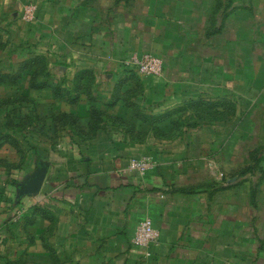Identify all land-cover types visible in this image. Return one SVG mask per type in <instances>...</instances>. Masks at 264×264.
I'll list each match as a JSON object with an SVG mask.
<instances>
[{"label": "crops", "instance_id": "obj_1", "mask_svg": "<svg viewBox=\"0 0 264 264\" xmlns=\"http://www.w3.org/2000/svg\"><path fill=\"white\" fill-rule=\"evenodd\" d=\"M117 3V0L84 1L89 6L87 12L93 16L84 37L87 59L81 70L97 68L91 79L94 86L89 93L81 94V108H86L85 111L68 108L58 113L76 115L81 133L96 131V134L83 144L64 139L62 148L50 151L47 160L41 158L43 152L34 150V169L18 183L12 182L14 197L0 204V250L14 244L8 255L0 251V264L7 261L34 264L31 259L39 254L29 250L37 246H41L50 264H62L63 258L104 257L105 253H101L104 248L92 251L90 245L110 243V237L116 235L128 247L125 237L130 235L133 239L138 224L146 217L152 219L160 233L159 242L148 249V258L157 264L190 262L207 245L209 251L224 250L225 259L230 260L232 255L227 254L237 255L234 244L238 250L250 251L248 244L257 239H260V264H264V222L260 220L259 227L255 224L250 229V222L239 219L243 217L239 204L216 202L218 191L214 190H220L219 186L216 189L211 185L193 186V167L183 169L186 163L182 164V159L188 160L184 155L193 141L184 140L179 133L173 134L179 128L174 122L178 113L173 111L185 106L191 98L199 97L192 94L196 83L194 71L204 74L212 67H225L226 61L215 60L211 67L212 61L206 57L205 62L202 60L200 53L211 50L212 37L207 32L199 34L194 18L185 17L187 4L150 3L139 11L130 2H123V7ZM146 53L162 58V77H139L124 72L133 71L126 63L131 55ZM90 97L95 101L91 102ZM94 108L98 120L93 128ZM138 108L142 115L164 117V122L141 120L136 115ZM46 120L55 129L51 115ZM183 130L182 127L181 133ZM6 150L16 152L8 145L0 148V152ZM145 157L155 163L150 172L141 176L129 169L130 160ZM4 158L0 155L1 168L14 166ZM42 162L49 164L50 177L47 173L41 192L19 197L18 186ZM185 170H188L186 175ZM184 190L194 192L184 193ZM225 190L228 189L221 191ZM25 200L35 203L17 219L23 215L24 218L15 222L14 213ZM35 206L47 209L48 216L42 211L34 212ZM233 220L243 223L239 232L233 230ZM210 237L214 238L213 246L206 244ZM218 239L220 242H215ZM142 255L145 256L144 251Z\"/></svg>", "mask_w": 264, "mask_h": 264}, {"label": "rangeland", "instance_id": "obj_2", "mask_svg": "<svg viewBox=\"0 0 264 264\" xmlns=\"http://www.w3.org/2000/svg\"><path fill=\"white\" fill-rule=\"evenodd\" d=\"M84 1L0 0V73L16 74L24 61L40 56L46 61L43 64H47L42 70L49 74L53 85L73 87L76 74L81 71L82 64H86L87 50L84 37L93 16V13L87 12L86 8L89 6L84 4ZM117 1L120 4L117 6L123 7V2H130L131 5L135 4L138 10L150 3L154 5L185 3L188 5L185 17L194 18L195 28L199 34L213 33L210 35L211 50L208 53H200L202 60L205 62L208 58L212 61L210 63L212 67L215 60L219 62L222 59L226 61V66L212 67L204 74L194 71L196 83L192 94L199 96L194 98L195 100L217 102L226 99L236 108L235 115L224 116L220 112L224 110H208L202 107L193 110L185 106L186 109L177 114L179 128L173 134L179 133L184 140L193 141V146L188 144V153L184 155L188 160L182 159V164L186 163L183 169L193 167V186L211 185L215 189L219 186L220 190H214L218 191L214 197L216 202L239 204L243 214L239 219L250 222L248 225L250 229L256 227L255 224L259 227L260 220L264 222V0ZM95 69L87 71H91L95 76ZM132 70L124 72L128 75L141 76L135 69ZM33 75L32 70L26 69L22 71V79L19 82L0 84V133L14 131L21 140L26 136L34 150L44 153L41 158L46 160L50 151L62 148L61 142L65 143L64 139L71 138L73 142L77 140L81 144L88 142L90 139L88 136L93 135V131L74 134L69 126L53 129L49 121L43 118L48 119L51 115V122H55L58 117L53 120L52 114L58 115L68 108L83 112L86 108H81L83 105L81 101L71 105L50 94L51 90L40 92L30 89ZM88 81L86 80L85 85ZM78 114L81 119V113ZM97 120L98 117L92 120L93 128ZM57 123L60 125L59 120ZM187 123H190L189 127ZM182 127L184 130L181 133ZM34 150L26 151L21 148V152L10 150L0 152L7 162L14 165L6 166L5 170L0 167V204L8 197H14L15 185H12V182L18 183L34 169ZM200 152L203 154L197 158ZM256 152L260 153L258 168L255 172L243 175V171L252 165V157ZM187 171H183V174L186 175ZM233 179L236 181L232 184L226 183ZM190 185L192 186V183ZM223 189L228 190L221 191ZM40 199H43L42 196ZM255 202L257 206L253 205ZM32 203L35 202L25 200L19 211L14 213L16 214L14 218L18 220L22 211ZM240 220H233V230L240 231L239 228L243 225ZM110 238V243L90 245L92 251L104 248L105 250L101 252L105 253L104 257L77 260L63 258L62 264H157L156 261L142 255V251L133 245L130 235L125 237L128 247L122 244L121 240L118 241L116 235ZM213 241L214 238L210 237L206 244L213 246L211 243ZM215 242L219 243L220 240ZM233 246L237 255L233 256L234 252L227 254L232 255L230 260L225 259L224 250L209 251L210 246L207 245L200 249L198 258L189 257L190 262L176 264H260V239L248 244L247 248L250 251L244 248L238 250L235 244ZM13 247L14 244H8L0 251L8 255ZM23 247L25 244L21 248ZM117 248L119 249L116 251ZM29 252L39 254L35 259L34 257L31 259L34 264H50L41 246L31 248ZM90 253L88 251V254ZM66 255L69 256L68 253ZM169 263L171 262L165 261L161 264Z\"/></svg>", "mask_w": 264, "mask_h": 264}, {"label": "trees", "instance_id": "obj_3", "mask_svg": "<svg viewBox=\"0 0 264 264\" xmlns=\"http://www.w3.org/2000/svg\"><path fill=\"white\" fill-rule=\"evenodd\" d=\"M212 32H209L208 35H212ZM45 59L40 56H35L32 57L30 59H27L26 61H24L23 65H21L19 71H17L16 74H10V73H0V84L3 83H17L22 79V71L29 69L32 70L34 75L31 77V83H30V89L32 90H36V91H44V90H51L53 95L61 100H64L65 102H69V104L71 105H75L78 102H80V97L82 93H89L90 91V87H92V83H91V79L94 77L91 73V71H87V70H81L79 71L74 79V85L73 87H65L62 85H58L56 86V84H52L53 82H51V77H49V74H45L44 70V66L47 64H43L45 63ZM43 64V65H41ZM132 72V71H131ZM86 80H89L86 84ZM65 81V80H64ZM90 96V95H89ZM89 100L91 102L95 101L93 97H90ZM185 106L190 107L193 110L199 109V108H204V109H208V110H224V111H220L222 115L227 116L230 115L231 117H233L235 115L236 112V108L233 106L232 102H229L226 99H222L220 101L217 102H213V101H206V100H202V99H197V100H192L189 103H187ZM185 106H183L180 109H177L175 111H173V113H182L186 108ZM214 110V111H215ZM136 111V115L138 116V118H140L143 121H148L151 119V121L155 122H164V117L160 118V117H149L146 115H142L139 108ZM92 113V120L95 119V117H97L98 115V111L94 108ZM226 113V114H225ZM53 117V116H52ZM57 118L55 122H52L54 125V128L57 129L58 127H65V126H69L70 129L74 132V134L81 133L80 128L77 127V122H78V118L76 115L73 114H59L57 116L53 117ZM182 116H180L181 118ZM44 120H46V117H44ZM58 120H59V124L58 125ZM177 120H179L178 118L174 120V122L177 124ZM170 122H172V120H170ZM151 123V122H150ZM187 126H190V123H187ZM96 131H93V135L95 134ZM156 134H159V132H156ZM26 137V136H25ZM23 136L22 140L19 136L15 135L14 131H8L6 133H0V148L8 145L10 147H12L13 149H15L17 152H21V148L29 151V150H34V148L32 147L29 138H25ZM90 138V136H88ZM252 165L248 166L244 171H243V175H247L248 173L251 172H255V170L258 168L259 163H260V153L256 152L254 157H252ZM184 193H192L194 191L192 190H184ZM33 211H42L44 215H46V217L48 216V212L47 209H43L39 206H35L33 207ZM24 216V215H23ZM23 216H21L18 220H16L15 222H19L22 218H24ZM55 258V257H54ZM57 261V259H55ZM7 264H16L13 263L11 261H7ZM21 264V263H18Z\"/></svg>", "mask_w": 264, "mask_h": 264}, {"label": "built area", "instance_id": "obj_4", "mask_svg": "<svg viewBox=\"0 0 264 264\" xmlns=\"http://www.w3.org/2000/svg\"><path fill=\"white\" fill-rule=\"evenodd\" d=\"M131 69H135L143 77H160L163 73V61L154 54L138 56L132 55L127 63ZM153 168L150 158L132 159L129 162V169L143 175ZM160 239L159 231L154 227L151 218H144L137 226L132 243L139 250L144 251L145 256H150L149 247L157 244Z\"/></svg>", "mask_w": 264, "mask_h": 264}, {"label": "water", "instance_id": "obj_5", "mask_svg": "<svg viewBox=\"0 0 264 264\" xmlns=\"http://www.w3.org/2000/svg\"><path fill=\"white\" fill-rule=\"evenodd\" d=\"M48 168L49 164L42 162L36 172L18 186L19 197L40 193L47 178Z\"/></svg>", "mask_w": 264, "mask_h": 264}]
</instances>
